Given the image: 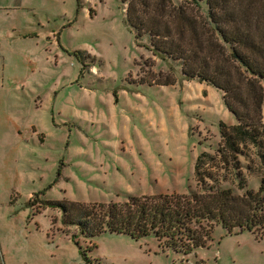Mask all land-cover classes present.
I'll return each instance as SVG.
<instances>
[{"label": "rangeland", "instance_id": "374dc122", "mask_svg": "<svg viewBox=\"0 0 264 264\" xmlns=\"http://www.w3.org/2000/svg\"><path fill=\"white\" fill-rule=\"evenodd\" d=\"M122 1L15 0L20 9L5 14L29 35L19 67L15 56L0 63V264H264V238L248 231L214 226L205 247L183 255L153 237L75 239L60 210L44 204L188 193L196 158L217 161L220 124H236L219 90L162 85L171 73L138 46ZM143 1L157 16L161 2L184 0ZM262 114L264 123V105ZM258 153L264 146L238 156L254 191L264 175ZM223 169L222 186L241 194L244 184Z\"/></svg>", "mask_w": 264, "mask_h": 264}, {"label": "trees", "instance_id": "16d2710c", "mask_svg": "<svg viewBox=\"0 0 264 264\" xmlns=\"http://www.w3.org/2000/svg\"><path fill=\"white\" fill-rule=\"evenodd\" d=\"M133 1H122L127 23L138 46L171 73L164 75L162 85L184 79L219 90L236 124H220L217 161L206 153L196 158V188L188 193L44 204L60 210L75 239L91 241L104 233L132 240L153 237L165 248L189 255L205 247L214 226L228 234L248 231L264 238V175L258 174L257 190L245 188L238 159L250 147L264 146V0H184L168 9L161 2L157 16L149 15L145 1L138 6ZM162 76L158 73L155 78ZM257 156L264 159L263 153ZM227 167L238 185L244 184L241 194L222 186L227 179L221 172Z\"/></svg>", "mask_w": 264, "mask_h": 264}, {"label": "crops", "instance_id": "0c3cea01", "mask_svg": "<svg viewBox=\"0 0 264 264\" xmlns=\"http://www.w3.org/2000/svg\"><path fill=\"white\" fill-rule=\"evenodd\" d=\"M22 6L21 2L15 0H0V63L4 67L7 60L17 57L18 67L25 61V48L22 43L27 39L29 30L22 26L19 21L12 23L7 21V15L12 11H17Z\"/></svg>", "mask_w": 264, "mask_h": 264}]
</instances>
